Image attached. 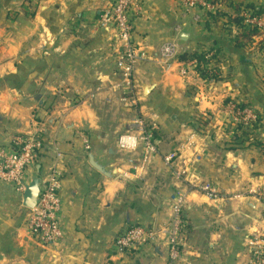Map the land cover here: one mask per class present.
I'll use <instances>...</instances> for the list:
<instances>
[{"label": "crops", "instance_id": "obj_1", "mask_svg": "<svg viewBox=\"0 0 264 264\" xmlns=\"http://www.w3.org/2000/svg\"><path fill=\"white\" fill-rule=\"evenodd\" d=\"M114 1L0 0V157L18 137L36 135L29 181L55 163L63 173V239L53 246L32 236L24 195L0 181V264H251L248 242L264 239V33L245 15L264 20V0H214L216 14L186 11L182 0H140L136 105L116 87L119 42L101 23ZM167 44L171 57L162 55ZM195 53L209 61L210 77L180 74ZM230 103L258 121L235 126ZM124 134L151 136L155 152L142 141L120 150ZM178 195L184 227L172 261ZM135 225L157 237L118 253L117 237Z\"/></svg>", "mask_w": 264, "mask_h": 264}, {"label": "built area", "instance_id": "obj_2", "mask_svg": "<svg viewBox=\"0 0 264 264\" xmlns=\"http://www.w3.org/2000/svg\"><path fill=\"white\" fill-rule=\"evenodd\" d=\"M186 11L203 9L209 13H215L218 5L214 0H182ZM141 12L140 0H115L101 17L102 26L113 28L116 31L119 47L115 50L119 54L118 68L120 82L116 86L123 89L130 96L132 105H136L134 73L137 64L145 59V54L135 40L134 13ZM245 23L251 28H257L264 33V20L255 15H245ZM173 46H163L162 55L171 57ZM196 61L184 65L180 69L182 76H187L190 70H195ZM228 111L238 124L257 122L258 117L252 109L240 108L235 103L228 105ZM149 135L134 136L132 134L121 135L118 146L122 151H135L142 141L147 153H154L155 149ZM89 144L87 149H89ZM41 149V141L36 135L18 137L14 141L13 150L10 154L0 157V181L11 185L16 193L23 196L26 184L29 181V170L36 165L37 153ZM177 158L175 153L168 154L165 161L173 163ZM147 157L145 158V160ZM63 186V173L55 163L46 175L41 179L42 194L37 206L29 210L28 227L30 233L43 246L59 244L63 239L61 228V189ZM200 190L210 199H219L217 191L209 185H201ZM185 197L178 195L174 204V217L168 229L169 257L175 261L180 255V235L183 230L182 208ZM157 237L156 231L149 227L135 225L120 234L115 242L118 253L124 254L146 245ZM253 249L251 264H264V239L255 238L248 242Z\"/></svg>", "mask_w": 264, "mask_h": 264}, {"label": "water", "instance_id": "obj_3", "mask_svg": "<svg viewBox=\"0 0 264 264\" xmlns=\"http://www.w3.org/2000/svg\"><path fill=\"white\" fill-rule=\"evenodd\" d=\"M41 194V179L36 176L26 184V191L23 196L24 206L29 210H33L37 206Z\"/></svg>", "mask_w": 264, "mask_h": 264}, {"label": "trees", "instance_id": "obj_4", "mask_svg": "<svg viewBox=\"0 0 264 264\" xmlns=\"http://www.w3.org/2000/svg\"><path fill=\"white\" fill-rule=\"evenodd\" d=\"M240 24H241V22H240ZM245 38L246 39L247 38L248 39H251V35H249L247 33V35H245ZM191 59H195L198 62V64L196 65L195 69L200 73V75L202 77H204V78L210 77L209 72H211L212 70L210 68H207L208 67L207 65H208L209 61L205 58V55L204 54L195 53V54H193L191 56ZM240 126H242V125H239V127ZM259 146L264 149V144H260ZM183 227H184V224H183Z\"/></svg>", "mask_w": 264, "mask_h": 264}, {"label": "rangeland", "instance_id": "obj_5", "mask_svg": "<svg viewBox=\"0 0 264 264\" xmlns=\"http://www.w3.org/2000/svg\"><path fill=\"white\" fill-rule=\"evenodd\" d=\"M230 116H231V115H230ZM231 117H232V116H231ZM239 125H241V124H239ZM239 125H238V126H239ZM235 126H237V123H236V125H235ZM238 126H237V127H238ZM204 185H209V186H211V187H212V185H210V184H204ZM200 186H201V185H200ZM145 227H147V226H145ZM151 229H152V228H151ZM152 242H153V241H152ZM150 243H151V242H150ZM148 244H149V243H148ZM146 245H147V244H146ZM143 246H144V245H143ZM180 246H181V245H180ZM141 247H142V246H141ZM138 248H139V247H138ZM138 248H137V249H138ZM135 250H136V249H135ZM180 252H181V250H180Z\"/></svg>", "mask_w": 264, "mask_h": 264}]
</instances>
